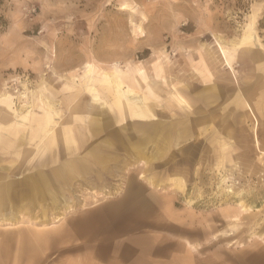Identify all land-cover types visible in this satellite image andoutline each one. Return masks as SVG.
Returning <instances> with one entry per match:
<instances>
[{
	"label": "rangeland",
	"instance_id": "rangeland-1",
	"mask_svg": "<svg viewBox=\"0 0 264 264\" xmlns=\"http://www.w3.org/2000/svg\"><path fill=\"white\" fill-rule=\"evenodd\" d=\"M0 264H264V0H0Z\"/></svg>",
	"mask_w": 264,
	"mask_h": 264
},
{
	"label": "bare ground",
	"instance_id": "bare-ground-1",
	"mask_svg": "<svg viewBox=\"0 0 264 264\" xmlns=\"http://www.w3.org/2000/svg\"><path fill=\"white\" fill-rule=\"evenodd\" d=\"M220 49H221V51H222V53L223 54H225V50H224V48H222L221 46H220ZM211 55H212V57L213 58H216L217 60H220V62H222V60H221V57L219 56V54H217V51L216 50H213V52L211 53ZM213 55H215V56H213ZM168 61V60H167ZM170 62V61H169ZM216 62V61H215ZM166 63V62H165ZM169 67V66H168ZM115 88L117 89V91H121L125 96H127V98H133L134 96L133 95H136L137 93L132 89V88H128V89H124L123 87H122V85L121 84H119V83H116L115 82ZM92 96H93V100L94 101H98V100H100L101 98H100V96H99V93L97 92V91H93V93H92ZM131 96V97H130ZM138 100L140 101L141 100V98L140 97H138ZM48 102H50V101H48ZM50 104V103H49ZM147 115V114H146ZM70 175L72 176V175H74V172L71 170L70 171ZM14 187V186H13ZM9 195V194H8Z\"/></svg>",
	"mask_w": 264,
	"mask_h": 264
},
{
	"label": "crops",
	"instance_id": "crops-1",
	"mask_svg": "<svg viewBox=\"0 0 264 264\" xmlns=\"http://www.w3.org/2000/svg\"><path fill=\"white\" fill-rule=\"evenodd\" d=\"M34 248H32V251H33Z\"/></svg>",
	"mask_w": 264,
	"mask_h": 264
}]
</instances>
